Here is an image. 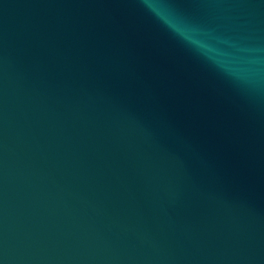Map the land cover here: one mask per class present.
<instances>
[{"label": "water", "instance_id": "95a60500", "mask_svg": "<svg viewBox=\"0 0 264 264\" xmlns=\"http://www.w3.org/2000/svg\"><path fill=\"white\" fill-rule=\"evenodd\" d=\"M0 264H264V0H0Z\"/></svg>", "mask_w": 264, "mask_h": 264}]
</instances>
